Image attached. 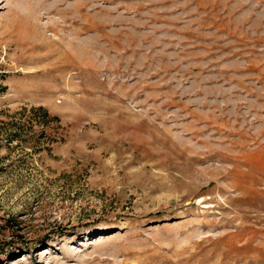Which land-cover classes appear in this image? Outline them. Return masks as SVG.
Segmentation results:
<instances>
[{
  "label": "rangeland",
  "instance_id": "374dc122",
  "mask_svg": "<svg viewBox=\"0 0 264 264\" xmlns=\"http://www.w3.org/2000/svg\"><path fill=\"white\" fill-rule=\"evenodd\" d=\"M0 264H264V0H0Z\"/></svg>",
  "mask_w": 264,
  "mask_h": 264
}]
</instances>
